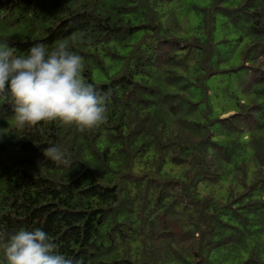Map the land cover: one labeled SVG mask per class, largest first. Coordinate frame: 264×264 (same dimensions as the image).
<instances>
[{"label":"trees","instance_id":"obj_1","mask_svg":"<svg viewBox=\"0 0 264 264\" xmlns=\"http://www.w3.org/2000/svg\"><path fill=\"white\" fill-rule=\"evenodd\" d=\"M73 34L108 121L17 130L0 98V233L83 264H264V0H0L18 55Z\"/></svg>","mask_w":264,"mask_h":264},{"label":"clouds","instance_id":"obj_2","mask_svg":"<svg viewBox=\"0 0 264 264\" xmlns=\"http://www.w3.org/2000/svg\"><path fill=\"white\" fill-rule=\"evenodd\" d=\"M76 43V34L71 44L61 40L52 49L36 43L27 55L0 44V98L13 103L11 120L17 130L56 122L85 133L107 123L111 93L99 91L85 79L84 58L72 50ZM43 155L58 166L72 167L59 146L44 148ZM0 248L4 264H83L59 253L53 238L41 228H21L7 237L0 233Z\"/></svg>","mask_w":264,"mask_h":264},{"label":"rangeland","instance_id":"obj_3","mask_svg":"<svg viewBox=\"0 0 264 264\" xmlns=\"http://www.w3.org/2000/svg\"><path fill=\"white\" fill-rule=\"evenodd\" d=\"M222 75H220L216 81L218 82L215 86H214V89L212 91V94L214 93V90H217L219 93H220V96L219 97H216L215 96V93L213 95V97L211 98V103L214 105V107H217L219 108V110L222 111H227L228 108L230 107V102L228 101V99H226L222 92H223V88H224V85H223V79H222ZM232 80L234 81V76L232 77ZM226 116V115H224Z\"/></svg>","mask_w":264,"mask_h":264}]
</instances>
